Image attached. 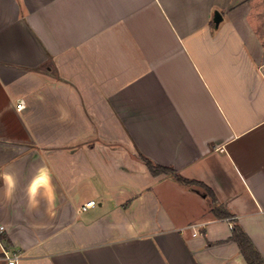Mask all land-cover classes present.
<instances>
[{"label":"crops","instance_id":"crops-1","mask_svg":"<svg viewBox=\"0 0 264 264\" xmlns=\"http://www.w3.org/2000/svg\"><path fill=\"white\" fill-rule=\"evenodd\" d=\"M0 223L20 264L264 259V0H0Z\"/></svg>","mask_w":264,"mask_h":264},{"label":"trees","instance_id":"trees-1","mask_svg":"<svg viewBox=\"0 0 264 264\" xmlns=\"http://www.w3.org/2000/svg\"><path fill=\"white\" fill-rule=\"evenodd\" d=\"M142 158L148 165L149 169L154 174L167 173V174H172L179 181L184 183L196 182L195 180H191L183 177L173 167L156 164L146 156H142ZM232 239L238 242L248 264H264V259L261 253L257 250V248L254 246L247 233L243 230V228L239 224H235L233 226Z\"/></svg>","mask_w":264,"mask_h":264},{"label":"built area","instance_id":"built-area-1","mask_svg":"<svg viewBox=\"0 0 264 264\" xmlns=\"http://www.w3.org/2000/svg\"><path fill=\"white\" fill-rule=\"evenodd\" d=\"M24 107V100H20L18 102V109H23ZM96 204V200H89L81 206V210H87ZM5 232L6 226L0 223V264H20V261L24 257V251L21 248L11 245L9 242H7L6 238L4 237Z\"/></svg>","mask_w":264,"mask_h":264},{"label":"clouds","instance_id":"clouds-1","mask_svg":"<svg viewBox=\"0 0 264 264\" xmlns=\"http://www.w3.org/2000/svg\"><path fill=\"white\" fill-rule=\"evenodd\" d=\"M7 181H8V187H9V190H11L12 185H13V181H12L11 176L7 177ZM30 191H31L33 194L35 193L36 188L34 187V185L31 187Z\"/></svg>","mask_w":264,"mask_h":264},{"label":"water","instance_id":"water-1","mask_svg":"<svg viewBox=\"0 0 264 264\" xmlns=\"http://www.w3.org/2000/svg\"><path fill=\"white\" fill-rule=\"evenodd\" d=\"M218 18L221 19L222 16H221V13L217 10V11L215 12V19L217 20Z\"/></svg>","mask_w":264,"mask_h":264},{"label":"snow or ice","instance_id":"snow-or-ice-1","mask_svg":"<svg viewBox=\"0 0 264 264\" xmlns=\"http://www.w3.org/2000/svg\"><path fill=\"white\" fill-rule=\"evenodd\" d=\"M41 181H37V183H40ZM34 187H35V185H34Z\"/></svg>","mask_w":264,"mask_h":264}]
</instances>
